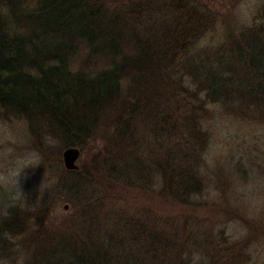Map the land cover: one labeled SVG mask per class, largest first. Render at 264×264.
Returning a JSON list of instances; mask_svg holds the SVG:
<instances>
[{"label": "trees", "instance_id": "obj_1", "mask_svg": "<svg viewBox=\"0 0 264 264\" xmlns=\"http://www.w3.org/2000/svg\"><path fill=\"white\" fill-rule=\"evenodd\" d=\"M213 17L197 0H0V121L24 123L54 182L0 208V264L245 260L192 220L217 119L264 126V11L223 35ZM49 138L90 158L66 170Z\"/></svg>", "mask_w": 264, "mask_h": 264}, {"label": "rangeland", "instance_id": "obj_2", "mask_svg": "<svg viewBox=\"0 0 264 264\" xmlns=\"http://www.w3.org/2000/svg\"><path fill=\"white\" fill-rule=\"evenodd\" d=\"M144 1L156 3L161 0ZM197 3L212 11L214 28L222 35L235 19L241 28L252 27L264 11V0H197ZM214 128L217 132L207 151L210 185L201 196L192 221L208 226L213 224L216 232L221 231L228 238L227 243L243 244L245 260L241 264H264V126L245 127L239 120L218 118ZM47 140L43 142L60 151L62 162L65 149L62 141ZM36 141L26 133L23 122L0 121V187H3L0 189V208L9 195L11 203L25 205L22 201L26 198L32 200L45 190L51 191L54 182L47 177L53 173L40 174L38 167L42 164ZM89 148L95 152L92 146ZM88 158V151L82 152L78 168ZM53 163V159L46 161L45 166L52 167ZM61 164L64 167L63 162ZM54 201L56 199L50 200ZM74 211L70 202H59L51 206L49 217L56 224L75 216Z\"/></svg>", "mask_w": 264, "mask_h": 264}, {"label": "water", "instance_id": "obj_3", "mask_svg": "<svg viewBox=\"0 0 264 264\" xmlns=\"http://www.w3.org/2000/svg\"><path fill=\"white\" fill-rule=\"evenodd\" d=\"M80 149L75 146H69L66 147L62 151V162L64 167L67 170H76L78 169V159L80 157ZM65 208H67V205H65Z\"/></svg>", "mask_w": 264, "mask_h": 264}]
</instances>
